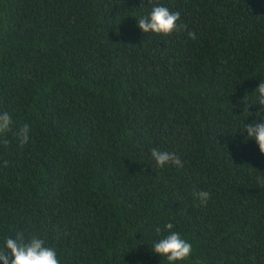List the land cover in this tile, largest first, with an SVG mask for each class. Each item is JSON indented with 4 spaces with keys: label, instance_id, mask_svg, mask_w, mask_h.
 Wrapping results in <instances>:
<instances>
[{
    "label": "trees",
    "instance_id": "obj_1",
    "mask_svg": "<svg viewBox=\"0 0 264 264\" xmlns=\"http://www.w3.org/2000/svg\"><path fill=\"white\" fill-rule=\"evenodd\" d=\"M154 3L186 29L144 34ZM261 81L264 0H0V250L23 232L60 264H169L172 223L177 264H264V154L241 135Z\"/></svg>",
    "mask_w": 264,
    "mask_h": 264
},
{
    "label": "clouds",
    "instance_id": "obj_2",
    "mask_svg": "<svg viewBox=\"0 0 264 264\" xmlns=\"http://www.w3.org/2000/svg\"><path fill=\"white\" fill-rule=\"evenodd\" d=\"M153 3V0H151ZM180 13L172 12L166 6L154 3L150 16H145L137 20L139 29L144 34L154 33L157 35L171 36L174 33H179L186 29V26L180 21ZM190 39H196L195 32H188ZM255 96V106H259L261 113H264V81H261L257 90L253 94ZM246 97V96H245ZM243 113H247L250 117L252 113L250 106L245 100ZM257 123L244 124L241 135L246 134V141H255L259 147L260 153L264 154V115L256 114ZM13 121L8 112L0 113V136L9 132L12 128ZM29 126L25 124L16 133L21 144H27L29 140ZM7 143V140L4 141ZM151 155L156 164L163 168L166 165H173L177 168H183L184 164L180 157L175 152L160 151L152 149ZM7 166V162H5ZM264 184V179L259 181ZM194 195L202 204H207L210 199V194L207 191L195 192ZM174 225L167 223L165 229L168 235L163 236L154 243L152 251L161 256L162 260L167 259L169 264H177V262H184L191 258L193 248L191 243L182 238V236L173 231ZM159 234L161 229L156 228ZM9 253L11 255H9ZM0 264H60L56 251L46 246L45 241L38 236H33L26 240L23 232H17L14 238H7L5 241V249L0 250Z\"/></svg>",
    "mask_w": 264,
    "mask_h": 264
}]
</instances>
